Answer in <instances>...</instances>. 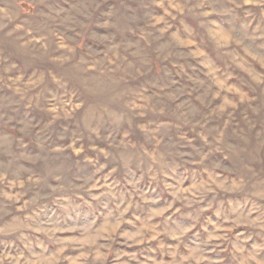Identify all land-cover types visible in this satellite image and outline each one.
Instances as JSON below:
<instances>
[{"label": "rangeland", "instance_id": "1", "mask_svg": "<svg viewBox=\"0 0 264 264\" xmlns=\"http://www.w3.org/2000/svg\"><path fill=\"white\" fill-rule=\"evenodd\" d=\"M0 264H264V0H0Z\"/></svg>", "mask_w": 264, "mask_h": 264}]
</instances>
